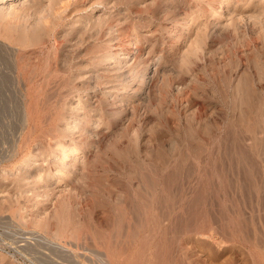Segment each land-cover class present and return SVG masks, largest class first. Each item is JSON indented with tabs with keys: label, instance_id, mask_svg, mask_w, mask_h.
<instances>
[{
	"label": "rangeland",
	"instance_id": "1",
	"mask_svg": "<svg viewBox=\"0 0 264 264\" xmlns=\"http://www.w3.org/2000/svg\"><path fill=\"white\" fill-rule=\"evenodd\" d=\"M0 264H264V0L0 2Z\"/></svg>",
	"mask_w": 264,
	"mask_h": 264
},
{
	"label": "bare ground",
	"instance_id": "2",
	"mask_svg": "<svg viewBox=\"0 0 264 264\" xmlns=\"http://www.w3.org/2000/svg\"><path fill=\"white\" fill-rule=\"evenodd\" d=\"M4 0H0V2L2 3ZM235 33V32H234ZM25 55V54H24ZM252 61V60H251ZM262 72V71H261ZM244 79V78H243ZM249 81V80H248ZM30 84V83H29ZM249 85V84H248ZM250 86V85H249ZM248 88V87H247ZM251 89V88H250ZM255 91V90H254ZM248 92V91H247ZM250 92V91H249ZM255 93V92H254ZM36 102V101H35ZM33 105V104H32ZM65 151V150H64ZM64 156V155H63ZM61 159V158H60ZM62 160V159H61ZM64 163V162H62Z\"/></svg>",
	"mask_w": 264,
	"mask_h": 264
}]
</instances>
